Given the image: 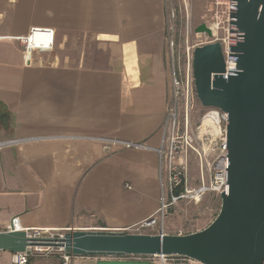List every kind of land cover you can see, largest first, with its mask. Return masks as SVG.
Instances as JSON below:
<instances>
[{"label": "crops", "instance_id": "obj_1", "mask_svg": "<svg viewBox=\"0 0 264 264\" xmlns=\"http://www.w3.org/2000/svg\"><path fill=\"white\" fill-rule=\"evenodd\" d=\"M166 12L165 0H0V141H18L0 151V233L14 218L20 230L121 232L156 212ZM32 29L53 30L52 51L26 58ZM76 38L106 45L103 65L68 54Z\"/></svg>", "mask_w": 264, "mask_h": 264}, {"label": "water", "instance_id": "obj_2", "mask_svg": "<svg viewBox=\"0 0 264 264\" xmlns=\"http://www.w3.org/2000/svg\"><path fill=\"white\" fill-rule=\"evenodd\" d=\"M195 32L210 35L204 25ZM192 68L202 107L227 114L225 191L215 220L184 236L70 231L55 246L82 258L166 255L200 264H264V0H230L228 75H222L219 43L195 48ZM31 242L22 231L0 233V252L21 253Z\"/></svg>", "mask_w": 264, "mask_h": 264}, {"label": "built area", "instance_id": "obj_3", "mask_svg": "<svg viewBox=\"0 0 264 264\" xmlns=\"http://www.w3.org/2000/svg\"><path fill=\"white\" fill-rule=\"evenodd\" d=\"M182 1L184 8H187V0ZM172 0H165L167 9L168 25L174 17ZM171 13V19L170 15ZM229 19H230V0H213L207 19H203L202 25L210 32L197 33L203 36L205 40L188 50L183 66L172 58L171 61V99L167 107L166 118L162 126V140L160 148L157 149L159 156V174H165V181L161 180V196L159 206L156 212L149 218L123 229L121 232L132 235H143L144 232H150L155 235H164L163 220L164 214L170 207H174L181 201L200 202L205 196L214 195L220 198L221 193L225 191L226 179V125L227 114L211 109L204 117L201 128L209 129V132H197L194 141L202 143L205 140L208 150L205 148L201 152L194 151L200 160V179L198 187L191 189L185 178V166L181 161L182 148L178 142V129L176 127L177 111L179 106L184 105L188 109L192 105L195 96V86L193 78V51L197 47L208 44L219 43L222 49L225 73L228 75V59H229ZM198 26H196L197 28ZM195 28V29H196ZM191 31L193 27L191 25ZM54 32L51 29H32L29 34L21 38V44L24 48L26 58L31 56L33 52H50L54 47ZM173 47L172 44H170ZM172 56V54H171ZM210 137V139H209ZM18 141H0V151L6 147L16 144ZM122 145L126 149L138 148L140 145L131 143L112 142V145ZM198 147V145H197ZM210 149V150H209ZM178 161V164L176 161ZM125 188L130 189L129 186ZM10 231H22L26 234L28 243L24 252L11 253L12 264H29L32 258L49 259L51 253H56L59 264H72L81 257L73 256L65 251L63 247L55 246L62 241L68 231H56L50 229H33L20 230L18 228V218H14L11 222ZM9 231V232H10ZM97 260L125 261V262H147L151 264H174L179 261L188 259L177 256L166 255H123L105 258H97ZM190 261V260H189Z\"/></svg>", "mask_w": 264, "mask_h": 264}, {"label": "rangeland", "instance_id": "obj_4", "mask_svg": "<svg viewBox=\"0 0 264 264\" xmlns=\"http://www.w3.org/2000/svg\"><path fill=\"white\" fill-rule=\"evenodd\" d=\"M213 0H187V8H184L182 1L172 0L174 8V17H171V23L168 25L166 20V27L164 31V38L167 39V63L171 65L172 58L177 63L183 66L185 56L193 46L198 45L201 41L205 40L203 36H198L195 32L196 26H200L203 23V19H207ZM167 17V12H166ZM191 25L193 31H191ZM77 41L71 48L67 47L69 51L66 52L72 57H77L81 52L86 53L92 60L91 63L96 65H103L100 63L105 62L107 57L108 47L103 43H96L93 38H76ZM173 47H171V45ZM172 54V56H171ZM94 60V61H93ZM211 109L202 107L198 101L196 94L192 100V105L188 109H185L184 105L179 106L177 111L176 127L179 131L178 142L182 148L181 161L185 166V178L188 181V186L191 189L198 187L200 179V160L197 154L192 151L197 150L199 152L205 148L208 150V145L205 140L200 143L194 141L197 136V132L204 131L209 132V129L201 128V124L205 115ZM210 139V137H209ZM198 145V147H197ZM210 150V149H209ZM178 160L176 163L178 164ZM161 180L165 181V174L162 172ZM221 209V199L214 196H205L200 202L194 203L192 201H181L174 207L168 208L164 214L163 220V232L165 235H189L192 233L200 232L206 229L217 217ZM81 232H98V231H81ZM143 235H155L150 232H144ZM0 264H12L11 253L0 252ZM29 264H59V259L56 253L52 252L49 259L44 258H32ZM72 264H91L85 258H78ZM174 264H200L195 261H179Z\"/></svg>", "mask_w": 264, "mask_h": 264}]
</instances>
